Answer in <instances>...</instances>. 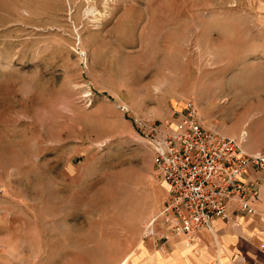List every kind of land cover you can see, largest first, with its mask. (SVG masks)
<instances>
[{
    "label": "rangeland",
    "instance_id": "obj_1",
    "mask_svg": "<svg viewBox=\"0 0 264 264\" xmlns=\"http://www.w3.org/2000/svg\"><path fill=\"white\" fill-rule=\"evenodd\" d=\"M217 1L0 0V264L124 263V231L163 186L146 120L175 125L187 101L200 119L208 96L245 141L264 27ZM149 220L159 249L170 235L145 239Z\"/></svg>",
    "mask_w": 264,
    "mask_h": 264
},
{
    "label": "built area",
    "instance_id": "obj_2",
    "mask_svg": "<svg viewBox=\"0 0 264 264\" xmlns=\"http://www.w3.org/2000/svg\"><path fill=\"white\" fill-rule=\"evenodd\" d=\"M176 113L175 125L161 128L146 120L140 126L155 178L166 188L158 217L143 225L145 239L155 238L154 224L159 219L164 237L184 234L194 241L212 220L226 218L231 200L241 213H255L249 198L256 196L257 186L245 184L243 177L248 167L264 170V154H247L241 139L205 128L192 101Z\"/></svg>",
    "mask_w": 264,
    "mask_h": 264
},
{
    "label": "crops",
    "instance_id": "obj_3",
    "mask_svg": "<svg viewBox=\"0 0 264 264\" xmlns=\"http://www.w3.org/2000/svg\"><path fill=\"white\" fill-rule=\"evenodd\" d=\"M217 2L223 4L222 0ZM240 3H245L247 10L260 11L257 21L264 27V0H238L237 4ZM257 36L264 43V32ZM251 39L247 38L246 41H252ZM249 74L258 77L256 80L262 82V89L247 94L250 103L248 105H253L252 107L259 111L252 112L253 120L252 123H247V136L241 147L247 154H261L264 153V67ZM210 102L208 96L204 102H199V116L203 125L208 129L215 128L223 135L237 137L239 129L225 131L223 126L212 118L208 112L209 106L212 105ZM151 162L152 155L150 165L153 170ZM243 181L245 184L254 182L257 186L256 196L249 198V203L255 210L253 215L241 213L237 202L231 200L227 205L226 218L212 220L208 228L198 233L197 240L190 241L184 234H172L159 249H153L150 241L141 238V225L149 218L158 216L166 192L164 185L161 186L162 190L158 187L154 190L153 186L150 196L154 206L148 208L149 213L145 211L140 218L130 220V230L124 231L127 240L124 249L130 252L124 257L122 264H264V170L248 167ZM154 230L162 231L165 228L160 222H156Z\"/></svg>",
    "mask_w": 264,
    "mask_h": 264
},
{
    "label": "bare ground",
    "instance_id": "obj_4",
    "mask_svg": "<svg viewBox=\"0 0 264 264\" xmlns=\"http://www.w3.org/2000/svg\"><path fill=\"white\" fill-rule=\"evenodd\" d=\"M93 9H86L83 13L86 15V14H88V15H90V16H93V17H95V14L93 13Z\"/></svg>",
    "mask_w": 264,
    "mask_h": 264
}]
</instances>
